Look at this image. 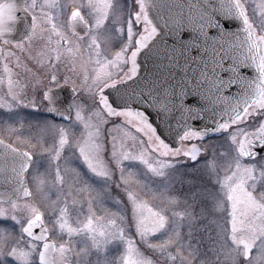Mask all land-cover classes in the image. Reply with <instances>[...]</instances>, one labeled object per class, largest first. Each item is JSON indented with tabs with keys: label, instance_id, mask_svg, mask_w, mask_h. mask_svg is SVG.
Wrapping results in <instances>:
<instances>
[{
	"label": "rangeland",
	"instance_id": "rangeland-1",
	"mask_svg": "<svg viewBox=\"0 0 264 264\" xmlns=\"http://www.w3.org/2000/svg\"><path fill=\"white\" fill-rule=\"evenodd\" d=\"M243 1L264 35V0ZM124 7L123 0L113 4L114 25ZM99 37L107 46L119 40L112 27ZM4 62L0 52V138L34 161L32 196L0 203V264H38L40 244L22 231L36 211L57 243L58 263L264 264V155L244 160L237 151L241 135L261 124L264 106L220 137L194 138L205 150L198 157L184 149L165 156L88 105L69 123L4 110L1 97L13 91ZM241 239L254 243L250 258Z\"/></svg>",
	"mask_w": 264,
	"mask_h": 264
},
{
	"label": "water",
	"instance_id": "water-1",
	"mask_svg": "<svg viewBox=\"0 0 264 264\" xmlns=\"http://www.w3.org/2000/svg\"><path fill=\"white\" fill-rule=\"evenodd\" d=\"M9 1L0 0V5ZM12 1L22 2L25 10L26 0ZM138 2L145 25L130 54L129 72L101 90L109 116L140 132L159 154L175 157L189 137L220 136L264 105V36L242 0ZM3 11L0 38L26 36L29 21L23 18L26 29L20 26L24 32L16 34V20ZM46 98L53 118L71 119L68 102L57 106L54 98ZM237 150L244 159L264 154V119L240 137ZM32 161L31 153L0 138V201L31 196L27 173ZM23 232L42 242L39 264H57L56 243L41 212L28 220ZM240 244L249 258L253 243L241 239Z\"/></svg>",
	"mask_w": 264,
	"mask_h": 264
},
{
	"label": "flooded vegetation",
	"instance_id": "flooded-vegetation-1",
	"mask_svg": "<svg viewBox=\"0 0 264 264\" xmlns=\"http://www.w3.org/2000/svg\"><path fill=\"white\" fill-rule=\"evenodd\" d=\"M115 1L26 0L25 10L22 2L12 0L0 5L2 13L5 8V14L16 20V34L24 32L20 26L26 29L23 18L30 24L24 38L16 41L0 38V52L11 76L8 87L13 90L1 97L8 100L4 110L50 116L46 98L49 95L57 106L68 102L72 119L79 105H88L113 119L102 107L101 90L129 72L130 54L137 45L132 40L134 23L138 26L137 35L145 25L138 0H123L124 19L114 25L111 13ZM109 27L119 40H111L107 46L99 35L102 30L107 33ZM88 107L86 110L93 113ZM182 148L196 151L195 155L204 152L191 137L183 142Z\"/></svg>",
	"mask_w": 264,
	"mask_h": 264
}]
</instances>
